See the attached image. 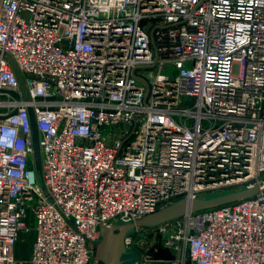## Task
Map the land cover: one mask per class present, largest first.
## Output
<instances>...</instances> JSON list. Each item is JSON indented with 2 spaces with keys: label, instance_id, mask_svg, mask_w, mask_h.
Instances as JSON below:
<instances>
[{
  "label": "built area",
  "instance_id": "obj_1",
  "mask_svg": "<svg viewBox=\"0 0 264 264\" xmlns=\"http://www.w3.org/2000/svg\"><path fill=\"white\" fill-rule=\"evenodd\" d=\"M262 182L264 0H0V264H90L100 224ZM125 244L264 264V190Z\"/></svg>",
  "mask_w": 264,
  "mask_h": 264
},
{
  "label": "water",
  "instance_id": "obj_2",
  "mask_svg": "<svg viewBox=\"0 0 264 264\" xmlns=\"http://www.w3.org/2000/svg\"><path fill=\"white\" fill-rule=\"evenodd\" d=\"M32 125V148L33 161L36 171L40 174V152L37 141V128L34 117L30 110ZM39 178V179H40ZM42 181V179H41ZM41 184V182H40ZM42 190L48 199L43 183ZM264 190V182L252 186L227 189L217 192H210L202 196H196L190 200L179 199L153 213L147 214L136 220H117L107 225H99V238L93 242V257L90 264H134L138 260L139 254L125 244V237L134 233L136 228L151 227L167 220L179 217L186 211H198L201 209L237 201L250 197ZM168 234V233H166Z\"/></svg>",
  "mask_w": 264,
  "mask_h": 264
},
{
  "label": "rangeland",
  "instance_id": "obj_3",
  "mask_svg": "<svg viewBox=\"0 0 264 264\" xmlns=\"http://www.w3.org/2000/svg\"><path fill=\"white\" fill-rule=\"evenodd\" d=\"M9 57V61L10 63L15 67V64L13 62V59ZM39 173L37 172V175ZM38 178H40V176H38ZM39 182H41L42 184V181H41V178L39 179ZM117 220H120V219H116V220H113L114 221H117ZM136 230V229H135ZM134 230V232H135ZM140 235L144 237V239L146 240V242L143 244L144 247L148 248V252L149 253H152L153 249L152 247H155L157 246L155 243L154 244H151L150 242H147V230H143L141 229L139 231ZM31 238H32V235H31V232L30 231H25V232H22L17 240V243H16V246H15V251H16V254L18 253V250H19V254H20V258H27L28 256V252H29V246H30V243H31ZM151 244V245H150ZM133 249V248H132ZM135 252H137V250L133 249ZM138 253V252H137ZM154 255V254H153ZM155 256V255H154Z\"/></svg>",
  "mask_w": 264,
  "mask_h": 264
},
{
  "label": "crops",
  "instance_id": "obj_4",
  "mask_svg": "<svg viewBox=\"0 0 264 264\" xmlns=\"http://www.w3.org/2000/svg\"><path fill=\"white\" fill-rule=\"evenodd\" d=\"M16 246V245H15ZM16 250V249H15ZM19 250H18V253L16 254V251H15V254L18 256V257H21L20 254H19ZM29 253V252H28Z\"/></svg>",
  "mask_w": 264,
  "mask_h": 264
}]
</instances>
